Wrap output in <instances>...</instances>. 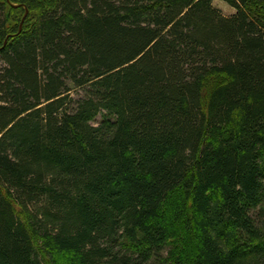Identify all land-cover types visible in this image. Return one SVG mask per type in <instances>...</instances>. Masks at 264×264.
Instances as JSON below:
<instances>
[{"label":"trees","instance_id":"16d2710c","mask_svg":"<svg viewBox=\"0 0 264 264\" xmlns=\"http://www.w3.org/2000/svg\"><path fill=\"white\" fill-rule=\"evenodd\" d=\"M215 1L0 0V264H264V0Z\"/></svg>","mask_w":264,"mask_h":264},{"label":"rangeland","instance_id":"374dc122","mask_svg":"<svg viewBox=\"0 0 264 264\" xmlns=\"http://www.w3.org/2000/svg\"><path fill=\"white\" fill-rule=\"evenodd\" d=\"M214 6L219 9L222 14L226 17H230L233 14H235V10L231 7H229L227 4H225L224 2H222L221 0H216L214 2ZM101 119V118H100Z\"/></svg>","mask_w":264,"mask_h":264},{"label":"water","instance_id":"95a60500","mask_svg":"<svg viewBox=\"0 0 264 264\" xmlns=\"http://www.w3.org/2000/svg\"><path fill=\"white\" fill-rule=\"evenodd\" d=\"M27 13H28V11H27ZM27 13H26V15H27Z\"/></svg>","mask_w":264,"mask_h":264}]
</instances>
